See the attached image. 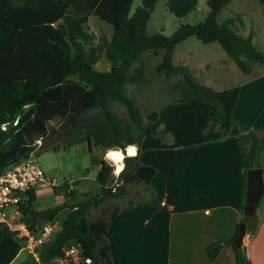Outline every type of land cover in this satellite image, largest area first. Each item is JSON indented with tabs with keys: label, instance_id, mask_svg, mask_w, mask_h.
Returning a JSON list of instances; mask_svg holds the SVG:
<instances>
[{
	"label": "trees",
	"instance_id": "16d2710c",
	"mask_svg": "<svg viewBox=\"0 0 264 264\" xmlns=\"http://www.w3.org/2000/svg\"><path fill=\"white\" fill-rule=\"evenodd\" d=\"M157 1L143 0L132 12L133 0H0V173L32 151L38 156L44 149L57 151L82 141L89 143L90 151L93 146H100L106 153L133 144L138 147L136 157L125 159L126 167L120 174L122 183L116 191L112 189L113 163L103 158L96 175L99 188L84 192L78 201H70L78 189L68 192V183L53 187L60 202L47 207H38L37 195L31 192L30 205L24 208V221L53 220L66 210L53 239L43 247L44 260L62 253L66 244L76 240L98 263L119 264L112 237L114 226L129 206L142 200L128 199L124 207L114 209L108 218L91 220L92 208L124 195L127 185L132 183L147 187L150 195L146 200L156 199L152 181L157 169L143 164L139 151L159 111H150L143 117L134 98L127 94L129 85L147 81L153 58V75L168 80L180 73L173 102L186 103L209 116L211 120L203 127L205 133L219 131L228 136L234 126H239L237 137L245 172L260 167L264 129H252L234 115L240 85L217 90L199 82L186 65L174 60L177 45L195 36L206 43L219 42L243 73H251L264 64V51L253 42L255 31L242 34L234 17L219 22L220 11L231 0H208L210 11L204 21L182 22L169 36L162 32L151 34L147 25ZM255 1L264 4V0ZM198 4L199 0H167L168 8L179 17L189 15ZM65 14L98 15L114 26V34L110 39L102 36L86 52L62 24ZM102 54L112 62L111 69L95 68ZM136 62L139 64L132 68ZM114 103L126 106L127 117L112 107ZM54 120L56 124H52ZM4 123L6 129L2 128ZM38 140L42 141L39 146ZM244 219L252 232L257 215ZM238 234L239 229L236 237ZM232 245L237 264H251L242 249ZM220 247L219 242L208 245L211 260ZM22 249L16 232L0 224V264H10Z\"/></svg>",
	"mask_w": 264,
	"mask_h": 264
},
{
	"label": "crops",
	"instance_id": "0c3cea01",
	"mask_svg": "<svg viewBox=\"0 0 264 264\" xmlns=\"http://www.w3.org/2000/svg\"><path fill=\"white\" fill-rule=\"evenodd\" d=\"M243 7L255 8L257 15L253 27L241 7V16L235 17L239 32L248 35L253 27V42L264 51V4L246 0ZM214 50L222 52L223 59L216 64L226 70L219 81L230 75L234 82L227 87L240 85L235 117L252 129H264V64L246 74L217 45ZM158 111V119L151 124V132L144 136L139 151L140 161L157 169L152 181L156 199L146 200L150 195L146 192L139 199L142 202L129 206L114 226L112 237L119 264H237L232 244L240 223L247 221V171L237 137L239 126H234L228 136L219 131L205 133L203 127L210 117L183 102H169ZM88 151L87 141L58 150L74 167L68 171H79L78 187L81 180L95 178L99 170L101 154L87 163L84 156ZM259 163L263 193L255 213L256 227L252 232L247 228L251 242L241 245L243 253L249 252L251 264H264V147L259 152ZM94 166L97 172L92 176ZM54 170L64 171L60 167ZM51 189L45 186L37 190L35 202ZM213 242L221 247L211 260L208 245Z\"/></svg>",
	"mask_w": 264,
	"mask_h": 264
},
{
	"label": "rangeland",
	"instance_id": "374dc122",
	"mask_svg": "<svg viewBox=\"0 0 264 264\" xmlns=\"http://www.w3.org/2000/svg\"><path fill=\"white\" fill-rule=\"evenodd\" d=\"M208 0H199V4L196 10L191 12L185 17H179L174 14L167 6V0H158L156 2L155 9L151 14L148 21L147 29L149 33L162 32L165 35H171L182 22L198 23L204 21L209 15L210 8L208 6ZM246 0H231L227 6H225L218 15L219 22H223L229 17H236L241 10L248 14L247 22L254 26V19L256 18L255 8L243 7V3ZM248 1V0H247ZM253 4H257L258 1L252 0ZM143 0H133L131 11L134 12L136 8L142 5ZM249 10V11H247ZM62 24L66 26L69 36L74 38V40L82 46V48L87 52L93 46H95L102 36H106L109 39L112 38L114 34V26L108 21L102 19L98 15H74L65 14L61 20ZM252 27V30L254 28ZM251 30V31H252ZM217 45L223 53L219 42L206 43L201 39L191 36L183 42L179 43L174 52V60L179 65H186L190 70L192 76H194L201 83H209L214 86V88H220L221 86H230L233 84L234 79L232 77H224L225 81L219 78L222 73H226L225 69H221L217 66L216 62L223 59L222 52L213 51V47ZM73 48L75 49L74 45ZM227 55V54H226ZM158 60V58H157ZM156 59L153 58L152 62L149 63V78L145 82L129 85L127 94L134 98L139 111L142 113L143 117H146L148 112L153 110H159L162 106L169 102H173L175 98V88L174 85L180 73L173 74L168 80H164L162 75H153L151 73V66L155 63ZM139 62H136L132 68L137 66ZM112 67V62L108 59L105 54L98 59L95 64V68L99 71L109 70ZM223 81V82H222ZM112 107L122 116L127 117L126 106L122 103H114ZM57 120L52 121V124H56ZM57 141V140H56ZM54 142L51 143L53 145ZM50 145V144H49ZM60 150V149H59ZM101 155H100V154ZM105 149L100 146H93V151H88L85 153L84 160L87 163L91 160H95L99 155L101 158L105 159ZM37 160L40 166L50 175L61 179L64 177L70 178V172L72 164H67V156L64 152L58 153V150L44 149L38 156ZM109 162V161H108ZM113 164H111V163ZM109 163L113 165L114 172V162ZM64 169L63 172L60 170H54L57 168ZM72 168H74L72 166ZM72 170V169H70ZM74 175H80L78 170H72ZM92 176L96 175L97 168L91 167ZM114 175V174H113ZM78 181V180H77ZM89 182L85 180L79 183L80 186L77 188V192L70 197V201H78L83 197V193L89 190H95L99 188L98 186L89 185ZM52 191H48L41 194L36 205L40 207H45L49 205L57 204L60 199ZM147 192L146 186L143 184L132 183L127 185L126 193L119 197H113L107 199L100 206L92 208L90 212V219L95 220L97 218L103 217L108 218L112 211L116 208H122L126 205L128 199H143ZM65 212L59 216L62 218ZM10 264H36L32 259L30 254L23 248L17 258Z\"/></svg>",
	"mask_w": 264,
	"mask_h": 264
},
{
	"label": "built area",
	"instance_id": "2783aa9c",
	"mask_svg": "<svg viewBox=\"0 0 264 264\" xmlns=\"http://www.w3.org/2000/svg\"><path fill=\"white\" fill-rule=\"evenodd\" d=\"M2 128L6 129L7 124H2ZM41 143L42 141L38 140V146ZM78 177L73 171L70 173V178L57 179L48 174L40 166L36 151H32L27 158L10 165L0 173V224L7 225L16 232L17 237L22 240L23 248L36 264H100L89 256L82 244L76 240L66 244L62 253L44 260L43 247L53 239L57 229L61 226V218L41 223H28L23 220L24 208L30 205L32 191L37 193V190L45 186L53 188L56 185L68 183L67 191L70 192L77 189ZM87 181L94 187L99 185L96 177L87 178ZM121 183L120 175H115V181L112 184L113 191H116ZM250 242L251 236L247 232L243 238V244L248 246ZM244 254L246 257L249 256L248 251Z\"/></svg>",
	"mask_w": 264,
	"mask_h": 264
},
{
	"label": "water",
	"instance_id": "95a60500",
	"mask_svg": "<svg viewBox=\"0 0 264 264\" xmlns=\"http://www.w3.org/2000/svg\"><path fill=\"white\" fill-rule=\"evenodd\" d=\"M263 193V179L261 167H252L247 170L246 203L244 206L245 216L251 217L256 213L258 201ZM247 221H242L239 234L233 240V244L241 248L243 238L247 233Z\"/></svg>",
	"mask_w": 264,
	"mask_h": 264
},
{
	"label": "clouds",
	"instance_id": "9594fccd",
	"mask_svg": "<svg viewBox=\"0 0 264 264\" xmlns=\"http://www.w3.org/2000/svg\"><path fill=\"white\" fill-rule=\"evenodd\" d=\"M138 155V147L136 145H128L126 149L109 150L106 153V161L114 162L113 174L119 176L125 169L124 163L126 158L136 157Z\"/></svg>",
	"mask_w": 264,
	"mask_h": 264
}]
</instances>
